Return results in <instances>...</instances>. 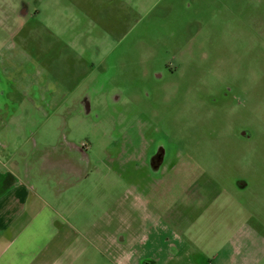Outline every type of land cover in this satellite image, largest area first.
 Returning a JSON list of instances; mask_svg holds the SVG:
<instances>
[{"label":"rangeland","instance_id":"rangeland-1","mask_svg":"<svg viewBox=\"0 0 264 264\" xmlns=\"http://www.w3.org/2000/svg\"><path fill=\"white\" fill-rule=\"evenodd\" d=\"M3 2L9 8L14 0ZM131 7L132 18L120 0H102L103 36H126L132 47L108 55L103 47L92 63L50 46L42 20L18 32L0 30L13 57L0 59V122L23 119L36 142L58 122L61 140L83 142L91 152L121 136L176 153L182 171L176 202L181 218L197 224L190 257L174 264H229L233 232L245 225L264 236V0H132ZM27 97L47 101L46 119L24 104ZM79 101L80 115L73 107ZM129 162L121 174L133 183L143 165ZM239 182L248 185L240 191ZM85 193L92 214L96 196L90 188ZM169 196L166 211L174 204ZM66 245L79 243L71 238ZM258 253L256 264H264V243ZM77 264L108 263L88 246Z\"/></svg>","mask_w":264,"mask_h":264},{"label":"crops","instance_id":"crops-1","mask_svg":"<svg viewBox=\"0 0 264 264\" xmlns=\"http://www.w3.org/2000/svg\"><path fill=\"white\" fill-rule=\"evenodd\" d=\"M125 2L120 0L132 18V0ZM102 16V0H14L9 8L4 2L0 5V30L13 27L18 32L42 20L50 46L60 45L68 59L92 63L101 58L103 47L109 48L107 55L119 47H132L126 36H103ZM4 41L0 38V59L6 53L12 57ZM24 101L38 117H48L44 98ZM83 104H73L78 115ZM9 105L20 111L15 103ZM25 123L12 116L0 122V264H77L88 246L108 264H174L190 257L188 244L196 241L192 231L197 218H181V200L176 199L181 195L182 171L176 153L167 155L163 147L148 146L141 139L134 145V140L121 136L108 148L91 152L83 142L61 140L58 122L51 123L36 142L25 133ZM135 159L143 168L131 183L128 175L121 174L127 171L121 170ZM247 185L239 182L236 188L241 191ZM87 188L96 196L97 210L92 214L84 205ZM167 195L174 203L168 211ZM260 232L244 225L232 233L229 264L257 263L258 248L264 243ZM71 238L78 240L77 247L66 245Z\"/></svg>","mask_w":264,"mask_h":264}]
</instances>
